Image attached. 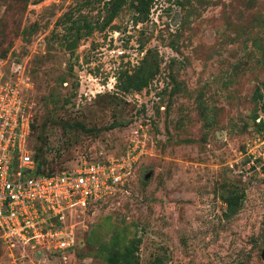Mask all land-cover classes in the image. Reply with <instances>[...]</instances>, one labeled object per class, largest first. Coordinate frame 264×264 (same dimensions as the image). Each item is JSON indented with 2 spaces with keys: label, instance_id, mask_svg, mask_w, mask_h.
Here are the masks:
<instances>
[{
  "label": "rangeland",
  "instance_id": "374dc122",
  "mask_svg": "<svg viewBox=\"0 0 264 264\" xmlns=\"http://www.w3.org/2000/svg\"><path fill=\"white\" fill-rule=\"evenodd\" d=\"M119 1L0 0L44 171L139 157L64 256L0 242V264H110L101 247L133 239L138 264H264V0H123L110 19Z\"/></svg>",
  "mask_w": 264,
  "mask_h": 264
},
{
  "label": "built area",
  "instance_id": "2783aa9c",
  "mask_svg": "<svg viewBox=\"0 0 264 264\" xmlns=\"http://www.w3.org/2000/svg\"><path fill=\"white\" fill-rule=\"evenodd\" d=\"M6 57H0V242L11 256L41 248L64 256L74 243L72 221L127 185L138 153L36 173L25 99L31 79L24 62Z\"/></svg>",
  "mask_w": 264,
  "mask_h": 264
},
{
  "label": "trees",
  "instance_id": "16d2710c",
  "mask_svg": "<svg viewBox=\"0 0 264 264\" xmlns=\"http://www.w3.org/2000/svg\"><path fill=\"white\" fill-rule=\"evenodd\" d=\"M123 0L119 1L117 6L113 8L110 12V19H113L115 16V13L119 11V6H121ZM142 0H139V3H142ZM145 7V6H144ZM144 10H147L144 9ZM6 56V54H5ZM3 56V57H5ZM134 77L136 78V75L134 74ZM141 77V76H140ZM131 80L133 81L134 85L132 87H142L143 85L148 84V80H135L131 77ZM140 83V84H136ZM142 83V84H141ZM34 121V120H33ZM33 121L31 125L32 133L33 134ZM43 150L42 148H38L36 150V153L33 154L35 164H36V173L39 174H51L54 173L53 171H44L45 167V159L43 158ZM107 161V160H104ZM90 162H97V161H90ZM56 172V171H55ZM242 196H240L239 192L237 190H231L229 194L225 197V202L228 203V211L233 212L237 210L240 207ZM113 238H116V236H113ZM140 239H133L130 242L127 243V245L120 247V248H112L108 244L101 247V250L103 251L104 258L110 263V264H138V257H137V251L139 248V242ZM158 264L160 263V260L157 259Z\"/></svg>",
  "mask_w": 264,
  "mask_h": 264
},
{
  "label": "water",
  "instance_id": "95a60500",
  "mask_svg": "<svg viewBox=\"0 0 264 264\" xmlns=\"http://www.w3.org/2000/svg\"><path fill=\"white\" fill-rule=\"evenodd\" d=\"M78 42H79V36L77 35V36H75L74 39H72V40H70V41L64 43V47H65V49H66L67 51H73V50H75V49L78 47V44H77ZM150 175H151V174L148 173V174L146 175V177L148 178Z\"/></svg>",
  "mask_w": 264,
  "mask_h": 264
}]
</instances>
